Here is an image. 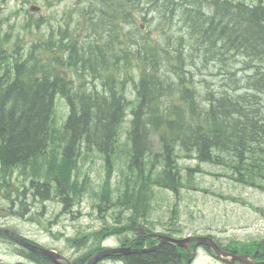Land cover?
I'll return each instance as SVG.
<instances>
[{"label": "trees", "instance_id": "1", "mask_svg": "<svg viewBox=\"0 0 264 264\" xmlns=\"http://www.w3.org/2000/svg\"><path fill=\"white\" fill-rule=\"evenodd\" d=\"M90 1L86 22L80 23L84 40L61 33L56 42L40 38L26 51L17 42L9 51L0 20V182L14 168H39L44 155L58 151L61 160L50 159L47 169L53 184L32 180V186L48 196L54 185L63 202L72 204L79 193L74 170L81 153L97 150L108 160L118 153L129 106L124 88L138 74V103L128 131L129 167L138 182L116 199L104 191L105 204L130 214L125 222L104 227L102 236L97 232L98 240L117 233L126 244L129 232L141 233L137 227L149 212L151 186L175 191L182 186L178 151L229 165L237 180L264 189L263 0L253 5L244 0H97L95 6ZM139 17L148 20V32ZM198 74L202 79L196 81ZM210 74L220 80L208 81ZM59 93L70 106L62 127L54 118ZM154 135L161 152L154 150ZM156 160L162 169L153 168ZM136 240L142 246L156 243L143 234ZM259 244L264 255V242ZM250 246L242 250L258 247ZM181 248L165 242L112 258L123 264H184L188 254Z\"/></svg>", "mask_w": 264, "mask_h": 264}, {"label": "rangeland", "instance_id": "2", "mask_svg": "<svg viewBox=\"0 0 264 264\" xmlns=\"http://www.w3.org/2000/svg\"><path fill=\"white\" fill-rule=\"evenodd\" d=\"M245 1L256 4L260 0ZM96 3L97 0H94V6ZM89 4H91L90 0H0L1 34L7 39L9 51H12L17 42L25 46V51L32 42L40 38L50 37L56 42L61 37V33L69 37L75 34L79 40L88 39L85 36L86 28L80 26V23L86 22V7ZM33 5L40 8L31 10ZM138 23L141 24L143 32H148L150 24L147 19L139 17ZM151 33L154 34V30ZM137 75L136 82L128 80L124 88L129 108L126 120L121 126L118 153L108 160L109 157L97 150H84L77 160L74 179L79 182L80 197L76 203L65 206L63 200L54 192L50 194L49 199L40 197L39 200H34L35 195L29 193L26 194L24 205H29L30 212L22 214L15 212L14 203L3 197V193L0 192L1 223L15 227L45 246L75 258L92 250L98 244L97 232L104 227L114 226L127 220L130 211L110 202L105 204L103 193L109 192L112 198L116 199L128 184L134 185V181H137L135 171L129 167L130 141L128 140L131 109L138 102ZM205 77L209 78L208 81L220 80V76L211 74ZM197 79H202V76L198 74L196 81ZM69 112L66 98L58 94L54 116L58 126L61 127L65 123ZM153 141L154 150L161 152L159 138L154 136ZM51 152L42 157V165L39 167L42 173L38 171L37 176H49L44 170L49 166L50 159L61 158L58 151ZM159 159L162 162V158ZM176 159L182 186L178 191L158 185L151 186L149 212L140 221L143 232L150 233L154 237L164 233L179 238L190 234L210 235L221 243V246L225 245L240 251L251 244H254L250 246L254 249L260 245L259 242H264V189L237 180L229 165L201 162L182 151L178 152ZM156 162L158 163L153 168L162 169L161 162L159 160ZM33 174L34 168L28 167L25 170L16 168L13 176L10 175L2 181L3 184L9 181L5 186L7 190L22 188L29 183ZM1 187L3 185H0ZM10 204L13 205L12 209ZM128 234L132 236L133 232ZM121 237V234L109 233L101 245L118 246ZM76 238L81 239L76 243ZM6 249H8L6 244H0V261L8 259L5 254ZM99 264L123 263L120 260L106 258ZM192 264L230 263L200 247Z\"/></svg>", "mask_w": 264, "mask_h": 264}, {"label": "water", "instance_id": "3", "mask_svg": "<svg viewBox=\"0 0 264 264\" xmlns=\"http://www.w3.org/2000/svg\"><path fill=\"white\" fill-rule=\"evenodd\" d=\"M16 237L19 239V241L22 244H24L25 246H27L29 248H32L34 250L45 253L46 255H51V254L54 255L55 254L56 257L62 256V255H59L53 251H49L47 249H44V248H42L36 244L28 243L27 241L20 238L19 236H16ZM158 237L160 238V242L151 248L135 249L132 247H111V248L100 250L95 255H93L85 264H96V262H98L101 258L108 256L112 253H117V252L128 253V252H132V251L133 252H144V251H147L148 249H150V250L157 249L161 244H163L165 242H174L180 246H189V243L191 241H197V243L194 246V254L196 253V248L199 244H205V245H208L210 248H212L214 250V252L220 257L230 256V257H232V260H240L242 262V264H264V261H256V260L250 259L249 255H247V254H237V253H232V252L224 250L210 236H192V235H190V236L185 237V238H175L172 236L159 234ZM68 262H69V264H73L70 260H68Z\"/></svg>", "mask_w": 264, "mask_h": 264}, {"label": "flooded vegetation", "instance_id": "4", "mask_svg": "<svg viewBox=\"0 0 264 264\" xmlns=\"http://www.w3.org/2000/svg\"><path fill=\"white\" fill-rule=\"evenodd\" d=\"M51 192H52V187L49 190L50 194ZM36 193L37 194H34L35 196L39 195L41 192L39 189H36ZM50 194H48V197H50ZM12 202L14 203V207L16 208L17 201L12 200ZM25 212H26L25 214H28L30 211H25ZM2 228H10L29 241L39 242L38 240L32 238L29 234L23 233L15 227H11V226H8L6 223L0 222V229ZM39 243L42 244L41 242ZM0 244H6L8 246V249L5 250V254L8 257V259L5 261H0V264H59L53 259L47 258L49 260H46V257L44 255L42 256L41 254L37 252H32L29 249L21 246L15 240V238L12 237L8 233L0 232ZM257 259H263V258L257 257ZM233 264H239V262L238 263L234 262Z\"/></svg>", "mask_w": 264, "mask_h": 264}]
</instances>
